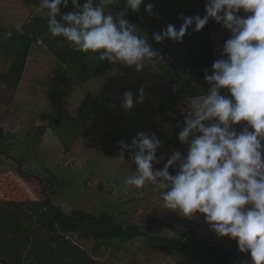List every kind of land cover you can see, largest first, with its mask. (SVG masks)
Wrapping results in <instances>:
<instances>
[{"label":"rangeland","instance_id":"rangeland-1","mask_svg":"<svg viewBox=\"0 0 264 264\" xmlns=\"http://www.w3.org/2000/svg\"><path fill=\"white\" fill-rule=\"evenodd\" d=\"M168 1L175 9L184 8L178 0ZM109 5H103L106 14H112ZM143 13L149 18L155 17L153 10L149 14L144 8ZM155 18L154 24L162 29L169 24L178 29L182 21L179 16L174 19H167L164 15ZM136 25L156 49L149 33L140 24ZM220 33L213 41L216 55H220L224 41L230 37L226 29ZM8 36L5 44L0 42L2 71H7L19 37L18 33L11 31H8ZM193 44L192 48L185 37L182 43L168 40L165 42L167 51L156 49L162 59L146 64L142 70L110 63L107 70L84 83L79 82L78 74L86 70L89 57L71 68L58 61L43 42L41 50L35 44L25 66L27 80L33 77V68L39 63L54 71L51 76L44 75L42 85H47V78L52 80V84L44 88L47 90L45 93L39 89L40 86L35 90L28 89V83L19 91V99L26 97L30 104L32 100L31 105L37 108V113L30 121L27 120L30 124L20 135L10 130L13 129L11 125L8 126L7 131L14 143L0 140V200H42L48 196L67 212L73 209L95 215L108 212L118 222L136 224L148 234L146 239L97 247L93 238L67 232L69 238L94 260L92 264H212L198 260L192 250H169L157 239L178 236L191 227L212 241L229 244L233 239L217 238L202 216L188 219L164 209L160 192L151 184L142 189L129 188L124 181L135 171V164L130 161L127 151L125 158H119L120 142L130 144L140 131L155 134L162 141L157 157L163 155V162L170 158L173 150L186 153L187 146L178 139L184 126L180 108L186 107L187 97H194L189 93L190 89L209 87L203 80L205 71L201 72L196 65L200 40L195 35ZM32 84L37 85L34 78L30 80ZM140 88L145 93L143 102H134L131 110H125L122 107L124 92L132 91L136 97ZM80 92L84 98L87 93L97 98L102 110L95 113L83 107L79 101ZM42 121L48 123L41 124ZM46 128L52 130V136L49 141H42L41 135ZM37 134L40 137L36 139ZM164 135L173 142L167 143ZM62 141L67 144L64 148ZM163 162L154 167H163ZM170 173L174 175L175 170L170 169ZM244 261L251 264L250 254L239 252L229 264H242Z\"/></svg>","mask_w":264,"mask_h":264},{"label":"clouds","instance_id":"clouds-1","mask_svg":"<svg viewBox=\"0 0 264 264\" xmlns=\"http://www.w3.org/2000/svg\"><path fill=\"white\" fill-rule=\"evenodd\" d=\"M115 2L39 0L37 11L46 10L53 37H63L77 52L98 53L100 61L140 71L162 59L126 18L128 10L138 12L145 0H124L115 16L106 14L103 5ZM69 3L74 10L62 13L61 7ZM152 9L151 3L145 4L146 12L152 14ZM181 19L178 29L169 24L153 33V39L182 43L190 27L199 32L210 20L230 37L211 74L205 70L207 91L187 97L186 107L180 108L184 126L178 139L187 146L186 153L173 150L163 162V155L157 157L162 141L140 131L130 144L120 142L119 158L127 151L135 164L124 183L135 189L151 184L160 192L164 209L188 219L202 216L217 238L234 239L241 253L250 254L251 264H264V0H205L203 16L181 14ZM144 95L143 88L136 97L124 92L122 107L131 110ZM161 162L163 167H154Z\"/></svg>","mask_w":264,"mask_h":264},{"label":"trees","instance_id":"trees-1","mask_svg":"<svg viewBox=\"0 0 264 264\" xmlns=\"http://www.w3.org/2000/svg\"><path fill=\"white\" fill-rule=\"evenodd\" d=\"M83 2L84 0H80L81 4ZM148 3L153 5L155 17L164 15L167 19H174L176 16L181 17V14L185 17L205 14V7L175 9L168 0H145V4ZM145 4L140 6L138 12L128 10L126 18L132 23L140 24L149 33L156 49L167 51L165 42L170 39L160 43L153 39L152 34L160 33L162 28L154 24L155 17L149 18L144 15ZM123 6L124 0L110 4L112 15L115 16ZM72 10L74 9L71 3L67 8L61 7L62 13ZM219 29L223 27L210 20L199 32L190 27L184 36L192 48L193 35L200 40L196 65L201 72L207 69L211 74L213 62L221 58L213 52L211 36L213 31ZM39 40L58 61L71 68L79 65L83 58L89 57L86 70L78 74L80 83L92 79L110 66L107 60H99L98 53L77 52L68 47L63 37H53L48 31L47 17L31 16L21 27L15 53L7 71L0 70V140L6 136L5 126L10 117L31 47ZM206 91L207 89L193 88L189 93L195 97ZM98 102L97 98L87 93L82 106L97 113L102 110ZM155 132L159 133L157 128ZM169 139L164 135V140L172 143L173 141ZM22 172L20 170V173ZM67 232H78L81 237H91L97 247L120 245L149 237L140 226L118 222L108 212L98 215L80 209L67 212L53 203L48 196L42 200H0V263L2 264H92L94 260L69 238ZM157 240L169 250H192L198 260L212 264H229L230 260L240 252L234 239L229 244L212 241L201 235L195 227L184 230L178 236H162Z\"/></svg>","mask_w":264,"mask_h":264},{"label":"crops","instance_id":"crops-1","mask_svg":"<svg viewBox=\"0 0 264 264\" xmlns=\"http://www.w3.org/2000/svg\"><path fill=\"white\" fill-rule=\"evenodd\" d=\"M25 0H0V42L2 41V43H6L9 39L8 36V31H11L12 33H18V35L21 32V27L23 26V24L25 23V21L33 15H39V16H46V10L44 12H38L37 8H38V2L39 0H29V2H24ZM176 1V0H175ZM181 4V6H183L185 9H189V8H200V7H205V0H178ZM224 29V28H223ZM221 30H216L213 31L211 33L212 39L215 42L216 41V36H220L221 35ZM36 44L38 48V50H41L42 47H44V45H42V42L39 40L36 43H34L31 47L29 56H28V60L30 59L31 55L33 54V49H34V45ZM41 45V46H40ZM1 51V50H0ZM38 54H36V58H38ZM1 58V57H0ZM26 67L24 69V73L22 75V79L20 81V85L18 88V91L16 93L14 102H13V106L11 109V114L10 117L6 123V127H5V132H6V136H5V140H8L7 142L10 143H14L11 142V138H10V134L8 133V126L11 125V127L13 129H10L13 132L18 133L19 135L22 133V131H24L26 129V127L30 124V119L32 118L33 115H35L37 113V108H35V106L32 107L31 104H33V101L31 100V104L29 101H27V98L25 97L23 100H21V98L19 99V91H21L22 86L25 85V83L29 84L28 89L31 90H35L38 86H40L39 89L43 90V92L45 93V91H47L44 88H49L52 84V80L48 79V83L47 85H42V81L45 80L44 75H52L54 71H52L50 69V67H44L41 66L39 63L36 64V66H34L33 68V77L32 78H28L27 80V75H26ZM43 75V76H42ZM37 82V85H30V80L32 79ZM71 86V85H70ZM81 89L78 88V91H80ZM80 98L79 101L82 104L83 100H84V96L82 95V93L80 92ZM34 98V97H33ZM29 99V98H28ZM32 108H34L35 110H33ZM49 116V115H48ZM53 119H57L58 118L56 116H53ZM44 123H48V122H44L42 121L41 124ZM49 128H46L45 132L41 135L42 137V141H49L51 136H52V130H48ZM40 135L37 134V138H39ZM53 138L56 140L57 137L53 136ZM45 143V142H43ZM67 144L64 143V141H62V147H66ZM48 146H45V148H47Z\"/></svg>","mask_w":264,"mask_h":264}]
</instances>
